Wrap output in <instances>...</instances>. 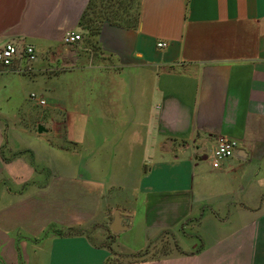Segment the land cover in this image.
<instances>
[{
    "label": "crops",
    "instance_id": "0c3cea01",
    "mask_svg": "<svg viewBox=\"0 0 264 264\" xmlns=\"http://www.w3.org/2000/svg\"><path fill=\"white\" fill-rule=\"evenodd\" d=\"M122 1L0 0V264H264V0Z\"/></svg>",
    "mask_w": 264,
    "mask_h": 264
},
{
    "label": "built area",
    "instance_id": "2783aa9c",
    "mask_svg": "<svg viewBox=\"0 0 264 264\" xmlns=\"http://www.w3.org/2000/svg\"><path fill=\"white\" fill-rule=\"evenodd\" d=\"M63 43L73 44L81 40V36L74 32H66L63 35ZM158 47H165L166 44H158ZM16 59H24L27 64H31L36 60V53L32 46L27 45L22 49H18L12 43H6L0 48V64L8 67L11 66L12 63ZM30 99L36 100L37 103L41 106L45 105V101L43 99L37 98L35 94H30ZM238 146V141L235 139L219 136L216 140V146L212 154L211 165L213 169H219L221 167V163L230 158L233 155L235 148Z\"/></svg>",
    "mask_w": 264,
    "mask_h": 264
},
{
    "label": "rangeland",
    "instance_id": "374dc122",
    "mask_svg": "<svg viewBox=\"0 0 264 264\" xmlns=\"http://www.w3.org/2000/svg\"><path fill=\"white\" fill-rule=\"evenodd\" d=\"M98 2H99L98 6L99 7L101 6V9H103L107 5H109L108 0H98ZM93 7H94V5H93ZM92 9H93L92 5L90 6V8L87 9V16H86L85 22L87 20H89V21L93 20L95 22L98 19V17L101 16V14H103L102 13L103 10H101V14H98V13L96 14V13H93ZM89 21H88V23H89ZM85 31H87V30H85ZM86 33H88V31ZM72 200L74 202L75 199H71L70 197H68V198L63 199L62 201L64 202V205H67V204H73ZM85 203H87V196H85L84 198L82 197L80 199L79 210L81 211V215H82L81 218H79L80 225L76 226V227H71V228H76V229H71V230L76 233L78 231H82L83 228L88 229L87 227H89L92 224L93 226H95L97 228V230H100L99 233L101 234V236H105L107 234L108 235L111 234V233H109V230H108V223L110 221V216L108 217L106 222H103V220H101V216H99V215H96L95 217L94 216L93 217L92 216H88L87 215L88 214V210L86 209L87 206L85 205ZM57 204H60V203L59 202L55 203L54 200H49V206H52V205L56 206ZM74 207H75V204H74ZM89 229H91V228H89ZM65 233H67V232H65ZM172 252H173V248L171 246H169V241H168V239H166L164 244L162 246H160L156 251L154 250V251L150 252L149 254L142 253L143 255L139 254V255H135V256H130L127 259L137 260V259H141L143 257L144 258L145 257H147V258L148 257H160V256H163V255L164 256L165 255H171Z\"/></svg>",
    "mask_w": 264,
    "mask_h": 264
},
{
    "label": "trees",
    "instance_id": "16d2710c",
    "mask_svg": "<svg viewBox=\"0 0 264 264\" xmlns=\"http://www.w3.org/2000/svg\"><path fill=\"white\" fill-rule=\"evenodd\" d=\"M122 2H123L122 0H108L109 5H107L105 7V10L110 9L109 7L112 4H123ZM130 3H131V1L130 2L128 1V3H126L125 6L132 7V3L131 4ZM90 6H91V2L87 6V9L90 8ZM87 9L84 11V13L81 17V20L79 22V25L82 29L87 30L90 35H95L98 32V29L95 27L94 21L93 20H90V21L87 20L85 22V19L87 16ZM102 13H104V12H102ZM102 16H104V14H102ZM88 21H89V23H88ZM60 235H61V233H60Z\"/></svg>",
    "mask_w": 264,
    "mask_h": 264
},
{
    "label": "water",
    "instance_id": "95a60500",
    "mask_svg": "<svg viewBox=\"0 0 264 264\" xmlns=\"http://www.w3.org/2000/svg\"><path fill=\"white\" fill-rule=\"evenodd\" d=\"M38 130H40V128H38ZM127 229H128V226L125 222V219L122 216H120L118 210H114L112 213L111 222L109 224V230L114 234H118Z\"/></svg>",
    "mask_w": 264,
    "mask_h": 264
}]
</instances>
